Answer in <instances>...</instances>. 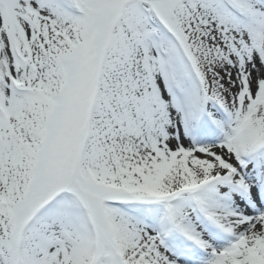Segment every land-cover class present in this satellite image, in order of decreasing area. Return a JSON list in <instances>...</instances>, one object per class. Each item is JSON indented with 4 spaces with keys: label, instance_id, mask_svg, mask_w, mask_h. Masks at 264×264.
<instances>
[{
    "label": "snow or ice",
    "instance_id": "snow-or-ice-1",
    "mask_svg": "<svg viewBox=\"0 0 264 264\" xmlns=\"http://www.w3.org/2000/svg\"><path fill=\"white\" fill-rule=\"evenodd\" d=\"M0 264H264V0H0Z\"/></svg>",
    "mask_w": 264,
    "mask_h": 264
}]
</instances>
